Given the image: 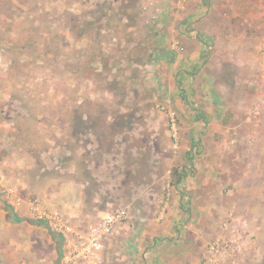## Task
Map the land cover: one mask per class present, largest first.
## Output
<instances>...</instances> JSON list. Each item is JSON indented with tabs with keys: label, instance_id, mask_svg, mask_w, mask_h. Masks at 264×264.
<instances>
[{
	"label": "rangeland",
	"instance_id": "rangeland-1",
	"mask_svg": "<svg viewBox=\"0 0 264 264\" xmlns=\"http://www.w3.org/2000/svg\"><path fill=\"white\" fill-rule=\"evenodd\" d=\"M171 1L0 0L1 109L11 113L9 121H19L18 127L30 133L23 174L30 183L61 176L69 184L71 174L89 179L83 206L85 226L92 224L95 207L104 214L122 208L127 218L115 232L128 226L135 241L148 223L166 218L173 200L171 186L177 178L172 174L177 170L182 175L183 161L189 159L183 153L187 147L192 146L199 159L208 155L210 170L217 158L221 161L235 148L243 161L234 167L226 184L219 229L207 232L205 251L211 242L229 237L226 226L233 221L245 237L238 258L241 264H264V208L257 215L241 212L246 204L242 199L238 203L234 182L243 173H251L258 180L253 184L252 205L264 201V160L257 158L264 146V64H258L257 82H247L243 71L246 77L241 82H171L177 92L173 100L180 105L166 102L169 82H158L152 73V60L159 54L152 37L155 32L160 37L168 33ZM178 1V10L184 11L186 2ZM262 2L260 31L264 35ZM223 100L225 104H220ZM223 111L231 116L221 120ZM171 116L180 129L179 149L171 137ZM154 122L160 128L155 141L158 151L152 146L150 126ZM194 126L201 133H194ZM103 160L104 167L99 168ZM133 167L138 176L131 177ZM92 172L95 180L106 175V181L92 183ZM153 175L158 185H152ZM4 176L0 173L4 203L14 210H28L32 220L47 221L51 229V218L58 212L43 210L39 200L25 198ZM137 184L146 189L152 185L157 196L137 197ZM92 186L102 189L99 203L103 204L95 207ZM9 194L20 198V205H13L16 200ZM182 201L185 205L190 200ZM158 217L163 218L157 221ZM49 256L46 264H60L58 253ZM116 259L109 258L108 263L103 259V264H120Z\"/></svg>",
	"mask_w": 264,
	"mask_h": 264
},
{
	"label": "crops",
	"instance_id": "crops-1",
	"mask_svg": "<svg viewBox=\"0 0 264 264\" xmlns=\"http://www.w3.org/2000/svg\"><path fill=\"white\" fill-rule=\"evenodd\" d=\"M184 2L185 10L182 11L178 10V0L171 1L173 9L169 11L171 25L168 33L164 34L163 38L155 32L152 37L157 47L155 50L159 53L158 57L152 60L155 64L152 73L159 79L158 82L164 80L170 85V91L164 92L166 94L164 100L174 107L175 104L177 107L180 105L173 100L177 92L171 82H219V79L224 82H241L246 76L247 82H257L258 64L259 66L264 64V35L260 31L262 0H184ZM161 42L164 47H161ZM242 71L246 74L245 77L242 76ZM159 88L164 87L160 85ZM204 92L207 93L206 90ZM220 104H225L224 100ZM3 106L4 101L1 99L0 173L6 175L4 177L9 185L19 187L25 198L39 200V206L43 210L61 213L77 235H84L87 226L83 206L89 179L85 181L78 174H71L72 181L69 184L61 176L53 179L39 178L30 183L23 174L26 167V147L31 144V140L27 138L30 133L28 129L18 127L19 121H9L11 113L2 110ZM225 111L220 115L221 120L231 116L225 114ZM26 116L28 114L24 117ZM18 119L19 116L16 117V120ZM150 129L154 139L153 150L156 148L158 151L155 141L160 134V128L154 122ZM193 129L194 133H201L197 131L199 128L196 126ZM226 133L227 129L223 127L222 134ZM191 147L183 151L185 154L188 153L189 159L185 158L183 161L185 164L181 167L182 181L171 186L173 200L166 218L160 223H148V227L144 229L145 233L141 231L135 241L132 235H129L128 226L120 228L105 245L104 263L105 261L108 263L109 258L112 261L117 258L116 262H121L120 264H202L206 247L205 236L212 228L219 229L218 219L223 214L220 203L224 199L226 184L231 180L230 175L235 173L234 167L237 168L242 158L233 147V154L221 161L217 158L210 170L208 155L204 154L205 156H200L204 159H199L194 153L195 149ZM258 155L260 161L264 160V146ZM105 162L100 161L98 167H104ZM93 164L96 165L94 161ZM89 167L91 166L88 165ZM257 168L261 166L257 165ZM134 172H137L136 167H133L131 177L138 176V173ZM94 175L92 172V183L96 182L97 185L107 179L104 175L103 178L95 180ZM261 176H264V172ZM153 177L152 185H158L160 181L155 179V175ZM143 180L144 177L141 178V182ZM256 181L257 178L251 173H243L240 179L234 181L238 186V191L236 190V195L239 196L238 203L242 199V203L246 204L240 211L246 215H257L262 211L260 208H264L263 200L252 205L255 194L252 190ZM151 186L147 187L150 190L148 192L146 185L139 188L137 184L136 187L139 188V192H136L137 197L154 196V193L157 196V191L153 193ZM95 187L96 189L92 186L93 207L103 204L99 203L102 189ZM182 198L190 201L184 205ZM6 206L9 205L4 203L0 194V264H46L49 255H55L56 252L60 256L49 228L31 223L35 220H32L28 210H14L10 206L7 209ZM98 209L99 207H95L92 210L93 222L98 221L104 214ZM162 218L156 219L159 221ZM191 218L196 222H192ZM258 219L260 221V218ZM212 222L215 223L212 224L214 226L211 225ZM180 232L185 233L186 237L182 238ZM70 239L76 241L77 236ZM63 241L62 254L66 248L65 239ZM236 264H241V260L238 259Z\"/></svg>",
	"mask_w": 264,
	"mask_h": 264
},
{
	"label": "built area",
	"instance_id": "built-area-1",
	"mask_svg": "<svg viewBox=\"0 0 264 264\" xmlns=\"http://www.w3.org/2000/svg\"><path fill=\"white\" fill-rule=\"evenodd\" d=\"M171 137L174 147L179 149L180 129L176 118L171 116ZM15 206L21 199L9 194ZM45 215V214H44ZM127 218L125 209L118 208L107 212L98 221L92 222L84 235H77L61 215L54 214L50 226L53 232L61 234L66 243L60 264H103V253L106 243L111 239L119 225ZM245 225V224H244ZM244 225H242L244 227ZM229 237L217 239L209 244L204 254V264H236L243 247L244 233L234 222L228 223ZM77 240H71L73 236Z\"/></svg>",
	"mask_w": 264,
	"mask_h": 264
},
{
	"label": "trees",
	"instance_id": "trees-1",
	"mask_svg": "<svg viewBox=\"0 0 264 264\" xmlns=\"http://www.w3.org/2000/svg\"><path fill=\"white\" fill-rule=\"evenodd\" d=\"M173 178H175L173 180L172 185H177V183L181 182L182 180V175L179 174V172L177 170L173 171L172 174ZM7 209H9V206H6ZM10 208L12 209V207L10 206ZM19 221V220H18ZM31 223L36 224V225H40V226H44L45 228H49L48 222L47 221H31ZM50 235L52 236L53 240L56 241L57 243V250L59 252L60 257L62 256V245H63V240L64 237L61 234L55 233L53 232L50 228Z\"/></svg>",
	"mask_w": 264,
	"mask_h": 264
}]
</instances>
